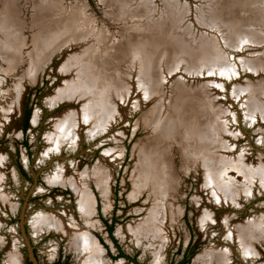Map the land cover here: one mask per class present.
<instances>
[{"label": "rangeland", "instance_id": "374dc122", "mask_svg": "<svg viewBox=\"0 0 264 264\" xmlns=\"http://www.w3.org/2000/svg\"><path fill=\"white\" fill-rule=\"evenodd\" d=\"M16 1L23 46L12 50L8 45L11 34L0 29V49L7 56L0 53V191L5 197L0 199V264H32L22 221L39 264H81V255L70 246V238L43 221L53 216L88 231L101 249L103 264H129L109 256L110 250L117 254L110 228L124 253L141 264H180L184 257L187 260L183 264H206L212 251L229 257L223 264H264V180L257 173L264 171V65L255 71L243 68L251 61L264 60L263 23L237 29L229 25V18H235L231 11L241 9L236 0H48L52 2L38 12L37 18L40 0ZM8 2L0 0V19ZM261 2L264 8V0ZM42 18L68 22L75 32L67 40L56 36V46L47 47L40 62L35 55L42 43L37 46L34 22ZM253 30L260 40L249 38ZM78 31L84 32L82 36H77ZM183 48H189L188 52ZM212 52L217 57H212ZM216 53H221L220 59L234 66L237 73L221 71L216 60L212 61L219 58ZM89 54L94 60L88 59ZM85 78L90 83L106 82L101 102L105 106L97 105L96 90L94 94L78 92L77 98L55 100L60 91L70 84L79 87ZM247 86L254 90L252 98L242 90ZM181 91L189 94L185 103L192 100L188 104L196 105L183 104L180 111L191 112L193 108L196 115L198 110L197 120L206 121L205 136L208 130L214 142L208 141L211 145L203 146L193 136H188L196 139L193 143L187 140L179 116L174 134L166 137L167 141L162 139L165 122L178 113L180 103L176 99ZM88 106L92 112L77 129L80 139L76 143L69 137L61 139L58 147L59 135L63 134L57 129L58 119L76 113L81 114V121L89 112ZM100 113L106 119L102 124ZM184 139L191 144L189 153L184 150L188 145ZM158 142L164 144L165 154L174 163L173 193L167 198H157L152 191L141 193L135 185L139 155ZM192 144L201 145L193 150ZM208 159L222 160L223 167L207 168ZM237 161L241 166L245 163L248 170L235 167L238 165L233 162ZM99 165L111 174L106 198L92 177ZM62 169L67 177L81 179L93 196L92 224L82 218L70 184L51 181ZM250 173L256 174L257 180ZM213 174L217 175L216 184L228 182L240 189L232 203L226 198L219 204L215 199L210 179ZM153 212L159 218L169 216L163 219L165 224L152 217ZM148 222L156 225V235L143 228ZM248 222L261 227L259 235L249 242L251 255L230 236Z\"/></svg>", "mask_w": 264, "mask_h": 264}, {"label": "bare ground", "instance_id": "6f19581e", "mask_svg": "<svg viewBox=\"0 0 264 264\" xmlns=\"http://www.w3.org/2000/svg\"><path fill=\"white\" fill-rule=\"evenodd\" d=\"M227 1V0H226ZM234 1V0H233ZM41 4L37 7V14H36V18L39 17V11H43L45 10L46 6L52 2H48V0H40ZM225 2V0H224ZM228 2V1H227ZM232 3V2H230ZM235 3H239L240 6H241V9L239 11H231L230 13L235 16V18H229L230 22L229 25L233 26L234 29H237L236 27L238 26H241V25H244L245 28L247 25H256L258 23H263V26H264V8H262L263 6V3L261 2V0H245V2H242L240 0H236ZM50 5V4H49ZM245 5H249V7H246ZM214 8H215V5H214ZM213 8V9H214ZM246 8H248L249 10H246ZM35 9V8H34ZM229 10V9H228ZM214 11V10H213ZM219 13V12H218ZM218 13H214V14H218ZM229 13V14H230ZM235 13V14H234ZM19 12L17 10V1L16 0H9V2L4 6V9L2 11V19H0V29L1 31H3L4 33H7L8 32L11 34V38L8 40V45L11 46L12 50H17V48L23 46V40H21V29H23V25H22V22L20 21V19L17 18ZM220 14V13H219ZM228 14V13H227ZM34 15V14H33ZM74 16V15H73ZM232 16V17H233ZM245 16H248V18H244ZM35 17V16H34ZM71 17V16H70ZM214 17V16H213ZM212 17V19H213ZM217 17V16H216ZM59 18V17H58ZM73 17H71L72 19ZM205 18V17H204ZM218 20H219V17H217ZM216 18V19H217ZM222 18V16L220 17ZM57 19V18H56ZM55 19V20H56ZM203 19V18H202ZM223 19V18H222ZM226 20V17L224 18ZM228 19V20H229ZM67 20V19H66ZM70 20V19H69ZM62 21V20H61ZM50 22V23H48ZM60 22V21H59ZM59 22H53V21H44V19L42 18L41 19H37L35 20L34 22V25L37 26V34H36V40L38 39L37 41V46H40L39 44L42 43V47L40 50H38L39 52L38 55H35L36 57H38V61H42L43 60V52L49 48H54L56 46V43L59 41V40H67L69 38L70 35L74 36V32H72V29H70L72 26H68V22L65 24V23H59ZM64 22V21H63ZM196 22V21H195ZM221 22H225V21H221ZM227 24V23H225ZM247 24V25H246ZM40 25V26H39ZM49 25V26H48ZM63 25V26H62ZM228 25V24H227ZM62 26V27H61ZM68 26V28H65L63 29L64 27ZM225 26V25H224ZM230 26V27H231ZM226 27V26H225ZM242 27V26H241ZM248 27V26H247ZM38 28H39V31H38ZM230 29V28H229ZM231 30V29H230ZM248 30V29H247ZM71 31V32H70ZM77 31V30H76ZM234 31V30H233ZM232 31V32H233ZM242 30L240 31H237L239 33H241ZM230 32V34L232 33ZM236 32V31H235ZM236 32V33H237ZM244 32V31H243ZM77 33V32H76ZM84 33L83 31H78V35L77 36H82L81 34ZM239 33H237V37H239ZM245 33V32H244ZM242 33V34H244ZM229 34V33H228ZM227 34V35H228ZM75 35V36H76ZM233 35H235V33H233ZM231 34V36H233ZM245 35V34H244ZM56 36L59 38L56 39ZM159 36V35H158ZM226 36V35H225ZM241 36V34H240ZM248 36L250 39H253V38H257L258 40H260V37L261 36H257L256 35V32H254V30L252 32H249L248 33ZM230 37V36H229ZM235 37V38H237ZM78 38V37H77ZM162 38H163V35H162ZM179 38V37H178ZM212 38V37H211ZM227 38V37H225ZM231 38V37H230ZM230 38H227L230 39ZM234 39V37H232ZM240 38V37H239ZM255 38V39H256ZM34 39V38H33ZM43 39V41H41ZM54 39V41H53ZM148 39V38H147ZM146 39V40H147ZM158 39V38H157ZM238 39V38H237ZM142 40V43H143V39H140V41ZM145 40V42H146ZM156 40V39H155ZM154 40V41H155ZM163 40V39H161ZM235 40V39H234ZM246 39H244L245 41ZM254 40V39H253ZM252 40V41H253ZM262 40V39H261ZM41 43H40V42ZM149 41V40H147ZM165 41V39H164ZM214 41V40H212ZM216 41V40H215ZM231 41V40H230ZM229 41V42H230ZM248 41V39H247ZM246 41V42H247ZM251 41V40H250ZM248 41V42H250ZM52 42V43H51ZM156 42H158L157 40L154 42L156 44ZM185 42V41H184ZM204 42H207V41H204ZM233 42V41H232ZM187 43V42H186ZM212 43V42H211ZM231 43V42H230ZM236 43V42H235ZM238 43V42H237ZM145 45V43H143ZM147 44V43H146ZM158 44V43H157ZM210 44V43H209ZM203 45V44H202ZM205 45V44H204ZM212 45V44H211ZM245 45V44H244ZM143 46V45H142ZM146 46V45H145ZM158 46V45H157ZM180 46V45H179ZM214 46V45H213ZM212 46V48H213ZM49 47V48H47ZM183 47V46H182ZM188 47V46H187ZM208 47V46H207ZM207 47H203L204 48V51H207ZM216 47V45L214 46ZM39 48V47H38ZM44 48V49H43ZM150 48V47H149ZM210 48V47H209ZM158 49V48H157ZM184 50H188L189 48H183ZM215 49V48H214ZM156 50V49H155ZM201 50V49H200ZM21 51V50H20ZM209 51V49H208ZM213 51V50H211ZM145 52V51H143ZM149 52V50H148ZM147 52V53H148ZM188 52V51H187ZM186 52V53H187ZM210 52V51H209ZM208 52V53H209ZM215 52H218L215 51ZM220 52V51H219ZM0 53L2 54L3 57H7L6 54H4L2 52V49H0ZM35 53V52H34ZM33 53V54H34ZM202 53V51H201ZM206 52H204L203 54L205 55ZM207 53V54H208ZM212 57L213 55L215 54L214 52H212ZM36 54V53H35ZM88 54V53H87ZM91 54V52H90ZM89 54V55H90ZM94 53H92L93 55ZM150 53H148L149 55ZM188 54V53H187ZM195 54V52H194ZM202 54V56H203ZM206 54V55H207ZM219 53H216V55H218ZM87 55V56H89ZM90 55V57H88V59H92L94 60L95 56H92ZM178 55V54H176ZM189 55V54H188ZM209 55V54H208ZM211 55V54H210ZM209 55V56H210ZM150 56V55H149ZM148 56V58H149ZM196 56H199V55H196ZM220 56H221V53L219 54V58H212V61L216 60L215 61V65H216V62H217V66L221 69V71L225 72V73H229V69L230 71H233L232 73H237L238 70H234V66H227L224 61H222L220 59ZM214 57H217L214 55ZM189 58V57H188ZM198 58L200 59V57H195V60ZM203 60H205L206 56L202 57ZM210 58V59H211ZM150 59V58H149ZM34 60V58H33ZM36 60V59H35ZM148 61V59H146ZM209 60V59H208ZM207 60V61H208ZM207 61H204V64L205 62ZM263 62H258V63H255L253 61L246 63L244 64L245 65H248V66H243V68H246L248 67L247 69H251L253 71L256 70V68H258L261 64L264 65V60H261ZM195 62V61H194ZM241 62H245V60L242 59ZM203 63V61H202ZM213 63V62H211ZM71 64H73L71 62ZM151 64V63H150ZM207 64V63H206ZM241 64V63H240ZM74 65V64H73ZM214 65V64H213ZM234 65V64H233ZM71 66V65H70ZM70 66H68L69 68H71ZM237 66V65H236ZM64 69V68H63ZM67 70V69H66ZM69 71V69H68ZM263 71V70H261ZM87 73V71L85 70V74ZM231 73V74H232ZM90 74H94L93 72L92 73H89V76ZM108 75V74H107ZM104 76V74H103ZM112 78V77H111ZM115 78V77H114ZM114 78H112L111 82H115L114 81ZM87 78L84 79V82L82 81L81 82V85L79 87H76L75 85L73 86V88L71 87L72 85L70 84L69 86H67L63 91H60V93H58L57 97L55 98V100H60V99H63V98H77L76 95L78 92H82V94H85L87 95L88 93H92L94 94L95 90L98 91V101H99V104H97L98 106L101 105V102H102V99L103 97L105 96V85H106V82H104L102 84V82H98V81H94L93 83L91 82H87ZM105 81V80H104ZM117 81V80H116ZM79 82V81H78ZM110 82V81H108ZM110 82V83H111ZM80 83V82H79ZM109 83V84H110ZM118 84V87H120L119 83L116 82ZM105 84V85H104ZM113 86V85H112ZM98 87V89H97ZM103 87V89H102ZM146 88H149L148 86H146ZM114 89V87H113ZM119 89V88H118ZM116 89V90H118ZM244 91V93H246L247 95H251V98L254 94V90L250 87V86H247V87H244L242 89ZM183 92L185 91H181V93L178 95V98L176 99V101L178 100L180 104V106H177L176 108V111L178 112L176 115L175 113L170 115L172 117L171 120H167L165 123L166 125V131L164 130L162 132V139H164V141H167L166 137L167 138H170L171 135H173V131H174V128L175 127H178L177 123L178 121H176V118L178 119V116H179V126H183V129H185V134L188 138V136H193V138H199L202 142V145L203 146H206V145H211L208 141H211L212 143H214L212 141V138L209 137L208 135V130H207V135L205 136V132H206V129H205V122L206 121H203L202 123L198 120H197V116L196 115H199L198 114V110L196 111L197 114L195 115V111L191 110L192 114H193V117L196 116V117H192L191 116V112H181L182 111V106L183 104H188L190 101L188 98L187 101L189 102H184L186 101V97H189V94L186 95L183 94ZM197 94V93H196ZM197 97V96H195ZM76 100V99H75ZM195 101V100H194ZM198 101V100H197ZM193 102V101H192ZM192 102L190 103L189 106H192L193 104L196 105V102H194L192 104ZM199 102V101H198ZM197 104L201 105V103L199 102ZM192 104V105H191ZM187 105V106H188ZM194 105V106H195ZM254 105V104H253ZM105 106L104 104L101 105V107ZM187 106H185L186 109ZM252 106V104H251ZM184 108V107H183ZM91 106L89 107L88 106V111L86 113V115L83 117V120L81 121H78V118L81 116V114H76V113H71L70 115H68L67 117H65V115L58 119V123H59V126L57 127V129L61 130L63 134H60L59 135V139H58V147L61 146L62 142L61 139H66V138H70L71 139V142H75L80 139V133L77 132V129L79 127H81L83 121L88 120V115H91L90 112L91 111ZM181 110V111H180ZM190 111V109H189ZM201 112V111H200ZM199 112V113H200ZM111 113V111H110ZM179 113H181V115H179ZM202 113V112H201ZM101 114V124L106 120L104 119L105 118V115H103V113H100ZM189 114V115H188ZM186 116H189L190 118L192 117V120L190 119H187L189 121L186 120ZM201 116V115H200ZM204 117V115H202ZM186 117V118H185ZM199 118H202V117H199ZM205 118V117H204ZM206 119V118H205ZM177 122V123H176ZM209 124H210V121H209ZM205 129V130H204ZM209 129V128H208ZM182 134V133H181ZM185 138V137H184ZM186 138V139H187ZM190 137L187 139L189 140ZM195 139V140H196ZM209 139V140H208ZM185 140V139H184ZM187 140H185L187 143ZM194 140V139H192ZM192 140L190 139L189 141L192 142ZM194 140V141H195ZM199 140V141H200ZM66 141V140H65ZM162 141V142H164ZM188 141V143H189ZM198 141V140H197ZM70 143V141H67ZM190 142V143H191ZM64 143V141H63ZM187 143V144H188ZM193 143V142H192ZM195 143V142H194ZM197 143V142H196ZM209 143V144H207ZM65 144V143H64ZM63 144V145H64ZM162 143L161 142H158L154 145L151 146L150 149H144L143 151H147V153L143 152L142 155H139V163L136 167V170H135V179H136V182H135V185L137 186L138 190L142 193V192H148V191H152V194L157 197V198H167L169 195H171L173 193V185H174V178H173V175H174V163H171L170 159H169V155H166L165 153V149H164V144L161 145ZM189 145V144H188ZM187 145V148L184 149L185 152L189 153V147L190 145L188 146ZM194 145V144H192ZM201 144H198V145H194V147L191 146V148L193 150H196ZM57 146V145H56ZM57 148V147H56ZM185 157H190V155H184ZM192 157V156H191ZM216 161V163H215ZM223 162L222 160L219 162L218 160H214V162L211 160V159H208V162L206 163V167L211 169L212 168V165H216L218 169H220L222 166V163ZM233 163H237L238 166L235 165V167H237L238 169H243V170H248L246 167H244V164L242 163V166L239 164V161L237 162H233ZM241 163V162H240ZM246 165V164H245ZM219 166V167H218ZM234 168V167H233ZM214 169V168H213ZM212 169V170H213ZM217 169V170H218ZM236 169V168H235ZM215 170V171H217ZM220 171V170H218ZM242 171V170H241ZM225 172V171H224ZM258 175H260V177L262 178V181L264 180V171L262 169H259L257 173H259ZM213 173H216L213 171ZM220 174V173H219ZM226 174V173H225ZM252 173H250L251 175ZM1 175V174H0ZM110 176L111 174L108 172V170L104 167H102V165H99L97 166L94 171L92 172V177L93 179L95 180L100 192H101V195L104 196L106 198V195L108 193V181L110 179ZM216 176L215 174H213V178L210 177L211 181V186H215V190H213V195H215V199L217 200V202L219 204H223L224 203V200L226 198H228L231 203L237 198V196L241 193L240 192V189H234L231 187V185L229 184H226L228 182H223L224 186L222 185H219V184H216ZM221 176V175H219ZM223 176V175H222ZM226 176V175H225ZM251 176H253L252 178L256 179V174H252ZM259 177V176H258ZM221 178V177H220ZM89 179V178H88ZM214 179V180H213ZM222 179V178H221ZM81 179H78L74 176L72 177H67L66 175V171L65 169H62L60 171H57L55 173V176L53 177V180H51L53 183H58V184H65V183H68L70 184V186L74 189V191L76 192V195H77V198H78V206H79V211H80V214L82 216V218L87 222L88 225L92 224L91 223V219L94 215V198L93 196L90 194V191H88V189L86 188V186L84 185V183L82 184L81 181H79ZM219 180V179H218ZM223 181H225L223 179ZM3 182L0 178V186H2V183ZM230 183V182H229ZM212 188V187H211ZM218 188V190L216 189ZM219 190H221L219 193ZM244 191V189H243ZM239 193V194H238ZM244 193V192H242ZM246 193V191H245ZM4 199V195H2V192L0 191V199ZM157 212V211H156ZM156 212H153L151 214L152 217H155L156 219L159 218V215L156 213ZM164 215V214H162ZM160 217H163V218H159L158 220L162 223V224H165V219H168L169 216H166V218L164 219V216H160ZM202 218H206L204 216H202ZM164 219V220H163ZM72 220V219H71ZM152 220V219H151ZM43 221H47V222H50L52 224L55 225V227L62 231L64 235L68 236L70 238V243H71V247L72 249H74L76 251V253L80 254L81 255V264H103L101 262V249L100 247L98 246L97 244V241L95 240V238L86 230H82V229H79L74 223L73 221H70L68 222L65 218L63 217H56V216H53V217H47L46 219H43ZM203 224H207V221L205 220H202ZM150 222H148L147 224L144 223L143 225V228H145L146 231H149L151 232L152 234H154L153 232H155V235L156 233L158 232L157 230V227L156 225H149ZM154 223V221H153ZM160 224V223H159ZM261 225V224H259ZM258 228L261 229V227H257V225H255L254 223L252 222H248L246 224H243V225H240L239 227H237L235 229L234 232H231L230 236H231V239L232 240H236L235 242H237V244L242 247V249L244 250V252H246L247 254H253V251H252V248H251V245L249 244L250 240L256 238L259 234H258ZM154 235V236H155ZM166 238H164L165 240ZM218 254H222L221 252H210V254L207 255V261L204 262L206 264H223L225 260H227L229 257L228 256H225L224 254L222 255H218ZM203 259H201L202 261ZM205 260V259H204ZM120 264V263H119Z\"/></svg>", "mask_w": 264, "mask_h": 264}, {"label": "flooded vegetation", "instance_id": "af4514ba", "mask_svg": "<svg viewBox=\"0 0 264 264\" xmlns=\"http://www.w3.org/2000/svg\"><path fill=\"white\" fill-rule=\"evenodd\" d=\"M109 236L114 244V246L116 247L117 249V254H112L111 250L110 252H108L109 256L112 258V259H115V260H118V259H122L124 262H128L129 264H141L139 261H137V259L135 257H130L129 255H127L126 253H124V251L120 248L119 244L117 243L114 235H113V232L109 230ZM110 249V248H109ZM187 260V257H184V259L181 260V263L180 264H183L184 261Z\"/></svg>", "mask_w": 264, "mask_h": 264}, {"label": "water", "instance_id": "95a60500", "mask_svg": "<svg viewBox=\"0 0 264 264\" xmlns=\"http://www.w3.org/2000/svg\"><path fill=\"white\" fill-rule=\"evenodd\" d=\"M22 233H23V236L25 238L26 244L28 246V253H29L30 262L32 264H39L37 259H36V257H35V254H34V251H33V247L31 246V242H30L29 238L27 237V235L25 233V228H24L23 221H22Z\"/></svg>", "mask_w": 264, "mask_h": 264}, {"label": "trees", "instance_id": "16d2710c", "mask_svg": "<svg viewBox=\"0 0 264 264\" xmlns=\"http://www.w3.org/2000/svg\"><path fill=\"white\" fill-rule=\"evenodd\" d=\"M28 123H29V113H28V117H27V120H26V124H27V125H28ZM27 125H26V126H27ZM109 230H110V232H111V231H112V228H110Z\"/></svg>", "mask_w": 264, "mask_h": 264}]
</instances>
